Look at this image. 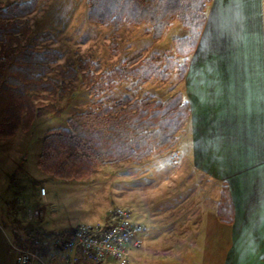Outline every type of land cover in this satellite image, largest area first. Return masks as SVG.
I'll return each instance as SVG.
<instances>
[{
    "label": "trees",
    "instance_id": "1",
    "mask_svg": "<svg viewBox=\"0 0 264 264\" xmlns=\"http://www.w3.org/2000/svg\"><path fill=\"white\" fill-rule=\"evenodd\" d=\"M41 1L45 0L0 4V138L27 129L37 116L58 110L69 83L77 80L93 101L69 114L65 125L44 132L37 165L52 178L80 181L104 165L138 163L174 146L190 112L179 88L162 99L154 93L126 94L118 99H106L103 94L123 82L137 89L150 80L165 81L171 74L178 84L202 33L211 0H86L88 22L114 27L142 24L153 40L174 21L185 30L171 37L170 47L162 52L121 57L108 67L88 55L75 63L58 62L62 52L57 47L27 42L29 16ZM233 211L228 187L222 184L216 216L230 223ZM29 231L37 234L21 238L15 230V243L32 249L38 257L48 255L51 244L47 239L73 236L69 229L34 227Z\"/></svg>",
    "mask_w": 264,
    "mask_h": 264
},
{
    "label": "crops",
    "instance_id": "2",
    "mask_svg": "<svg viewBox=\"0 0 264 264\" xmlns=\"http://www.w3.org/2000/svg\"><path fill=\"white\" fill-rule=\"evenodd\" d=\"M175 87L187 99L190 112L177 141L182 158L164 179L177 168L180 177H174V182L178 189L189 184L193 192L202 194L197 192L191 203L181 202L174 214L165 210V216L170 213L165 221L129 207L145 223L143 244L149 237V243H155L167 227L176 244L172 241L164 246L166 258L173 255V249L188 248L192 243L189 233L203 231L202 250L192 249V257L188 259L187 254L179 263L264 264V0H211L185 76ZM132 167L135 178L138 172ZM222 184L227 185L233 204L230 223L219 221L215 213ZM165 186L170 188L171 183ZM138 208L145 211L139 204ZM31 211L29 215L34 216ZM88 220L94 219L68 220L63 226L54 222L52 230L72 233L77 224ZM18 233L21 238L26 235ZM54 240L47 239L51 243L48 255H39L35 264L64 262L67 254L55 253ZM14 245H9L12 255L6 264L15 262ZM99 264L115 263L107 258Z\"/></svg>",
    "mask_w": 264,
    "mask_h": 264
},
{
    "label": "rangeland",
    "instance_id": "3",
    "mask_svg": "<svg viewBox=\"0 0 264 264\" xmlns=\"http://www.w3.org/2000/svg\"><path fill=\"white\" fill-rule=\"evenodd\" d=\"M11 1L13 0H0V4ZM29 21L31 33L26 41L57 47L62 52L58 62L75 63L80 56L88 55L105 67L121 57L136 53L162 52L170 47L171 37L185 32L181 24L174 21L159 39L153 40L142 24L133 26L124 23L114 27L88 22L86 0L41 1L29 16ZM157 81H147L137 89H131L123 82L104 92L103 97L118 99L126 94L134 97L140 93H154L156 98L162 99L178 85L174 74L165 81ZM69 85L70 89L62 98L58 110L37 116L27 129L10 137L0 138V264H6L11 258L12 247L9 245L16 241L15 230L23 231L26 235H36L35 231L29 230L34 227L52 230L54 222L63 226L68 220L76 222L94 219L93 221L109 224L115 220L106 222L105 217L112 215L110 220L115 219L112 210L118 205L137 208L138 213L146 216L148 211L151 217L163 221L165 218L168 220L167 215L170 214L165 216V210H171L174 214L181 202L191 203L197 192L202 194L199 191L193 192L194 189L189 184L186 189H178V183L174 182V177H180L177 168L169 176L173 179L172 182L169 177L164 179L182 158V152H178L180 142H176L167 152L138 163L123 161L104 165L99 172L80 181L58 180L42 171L37 165V159L44 132L49 128L65 125L69 114L83 109L93 101L77 80L71 81ZM172 151L179 155L176 156ZM131 166L138 172L135 178L131 177ZM169 182L170 188L165 186ZM41 187L47 191L45 195L40 192ZM138 204L145 211L138 208ZM36 206L39 208L36 213L38 216L35 211H31ZM29 211L34 216L29 215ZM131 220L140 221L135 215L131 216ZM168 231L166 227L164 236L159 235L155 243H149V237L147 243L142 242L143 245L139 248L131 250L128 264H163L166 260V264H172L173 260L174 264H190L189 261L179 262L181 257L186 259L187 254L190 259L193 250H202L205 241L203 231L189 233L192 243H189L188 248L173 249L171 254L174 256L164 258V246L172 241L176 244ZM155 235L157 234L151 236ZM185 239L180 243H184ZM22 240L30 242L28 239ZM142 240L144 241L143 238ZM177 240L176 237L175 241Z\"/></svg>",
    "mask_w": 264,
    "mask_h": 264
},
{
    "label": "built area",
    "instance_id": "4",
    "mask_svg": "<svg viewBox=\"0 0 264 264\" xmlns=\"http://www.w3.org/2000/svg\"><path fill=\"white\" fill-rule=\"evenodd\" d=\"M44 192V188H40ZM37 210H35V214ZM114 222L104 224L88 220L73 229L69 239L54 240L55 253L67 256L62 264H99L110 258L117 264H128L130 251L142 245L145 224L131 220V209L118 205L112 210ZM14 264H35L38 255L29 248L14 245ZM49 264V263H44Z\"/></svg>",
    "mask_w": 264,
    "mask_h": 264
}]
</instances>
